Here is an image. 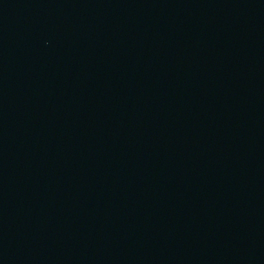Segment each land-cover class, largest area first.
Segmentation results:
<instances>
[{
  "label": "water",
  "instance_id": "water-1",
  "mask_svg": "<svg viewBox=\"0 0 264 264\" xmlns=\"http://www.w3.org/2000/svg\"><path fill=\"white\" fill-rule=\"evenodd\" d=\"M0 264H264V0H0Z\"/></svg>",
  "mask_w": 264,
  "mask_h": 264
}]
</instances>
